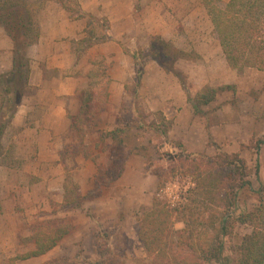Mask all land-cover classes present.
<instances>
[{"label": "rangeland", "instance_id": "rangeland-1", "mask_svg": "<svg viewBox=\"0 0 264 264\" xmlns=\"http://www.w3.org/2000/svg\"><path fill=\"white\" fill-rule=\"evenodd\" d=\"M28 1L39 6L41 11L47 2ZM207 1L224 8L229 0ZM205 2L206 0H149L148 6L152 14L145 17L146 28L143 33L140 34L139 30V32L137 30L129 32V40L124 42L127 47L121 42H116V46L121 48L120 56L111 54L106 57L112 80L116 82L114 88H121L120 84L125 83L122 79L128 76L133 77V81L125 85H130L131 90L137 82L136 73L139 63L135 62L130 52L138 53L139 62L144 57L145 73L137 102L139 107H143L140 114L144 121L147 124L154 121L158 127V129L144 130L131 127L128 131L125 137L127 146H144L148 148L147 155H132L128 173L123 180L120 178L115 181L116 183L114 182L106 197L102 195V198H94V181L92 190L81 195L77 180L83 177L76 176L79 166L74 160L83 154L72 157V153L79 150L78 146H74L78 143V134L65 132L60 138H65L64 141L67 142L58 147V161H51L50 164H61L62 167H59L60 174L48 175L49 178L37 174V171H45L44 163L34 162L36 166L34 168L30 164L31 161L24 160V158H35L37 152L35 153L34 149L27 152L29 149L25 146L23 135L16 136L13 131L5 135L3 148L0 150V167H3L0 173V204H5L7 216H4L5 214L0 216V264H41L43 260L62 258L68 262L60 261L59 264H70L76 256L84 259H76L72 264H89L100 258L99 251L105 250H110V257L116 264L149 263L152 259L147 256L138 235L139 220L157 200L167 204L168 201L175 200L173 204L179 203L181 207L185 204L191 205L194 212L195 208H198L196 213L186 216L191 225L190 232H193L197 251H200L199 245L205 248L211 247L215 232L211 229L210 223L220 221L226 210L224 205L230 191L221 189L214 194L212 200L208 201L199 195L189 196L188 190H191L196 183L195 173L186 167L181 168V162H168L165 157V154L181 153L172 142L183 143L184 152L187 154H206L214 157L217 151L209 145L210 128L215 134L213 140L222 151L227 154H240L251 169L250 180L253 190L242 191L235 204L229 209L231 216L253 211L264 204V189L261 190L264 187V146L261 147L259 155L255 150L247 147L252 139L264 140V72L255 68L234 70L229 67L214 32ZM142 5L143 3L139 1L136 6L139 13L142 11ZM157 5L161 8L160 16L157 15ZM96 20L94 37L95 40H99L98 44H102L107 42L103 39H108L110 27L106 18ZM0 31L3 55L10 40L1 27ZM154 36H161L171 42L177 50L190 56L180 59L176 66L185 76L187 91L178 77L166 73L158 63L147 56ZM228 86L234 89L219 92L212 103L203 107L202 115H194L189 98L195 97L206 87L218 89ZM36 90V86L30 85L29 94L33 95ZM121 100L118 97L116 101H112V108L101 126L103 132L112 131L126 123L136 124L138 117L133 110L132 96L126 94ZM114 115L117 116L116 122ZM167 123L170 125L168 140L162 133ZM98 128L86 130L83 135L84 146L97 156L96 168L102 166L115 175L119 169L118 162L127 150L116 148L111 140L101 144L96 150L94 147L100 136ZM21 131L19 133H22ZM70 144H73V148L68 152ZM242 146L246 147L242 148ZM102 148H105V151H101ZM256 166H259L258 174ZM6 167L18 172H14L13 177L10 178ZM32 167L35 171H32ZM26 169L34 174L29 175ZM155 172L165 174L161 181L162 187H159L160 182ZM9 179L17 184V187L14 191L10 189V193L7 194ZM45 180L48 183H42ZM168 185L171 189L164 193ZM75 187L79 188L81 197H88L86 202L82 203L86 204V208L82 209L81 206L80 209H71L65 206V199L74 200L76 203L81 201V197L78 199L76 195L78 192ZM14 209L15 213H13ZM65 216L72 219L75 231L59 247L36 261L12 262L15 257L30 252L33 244L30 243L29 238L37 221ZM177 217L183 218V215L174 213L173 219ZM174 228L183 230L185 225L175 223ZM251 232L250 225H235L232 234L224 240L226 254L233 256V251L238 250L244 237ZM102 233L112 234L109 242ZM97 235H100L98 239ZM205 264L217 263L212 261Z\"/></svg>", "mask_w": 264, "mask_h": 264}, {"label": "trees", "instance_id": "trees-1", "mask_svg": "<svg viewBox=\"0 0 264 264\" xmlns=\"http://www.w3.org/2000/svg\"><path fill=\"white\" fill-rule=\"evenodd\" d=\"M44 1L58 3L63 10L70 14L73 20H88L87 36L76 44V53L79 57L99 43V40H95L94 37L96 33L94 25L97 20L94 16L83 12L80 0ZM205 4L229 67L234 70L255 68L264 72V0H229L224 8H220L207 0ZM40 11L39 6L28 0H0V27L11 42L13 65L12 71L7 74L2 73L0 67V150L3 148L2 139L5 132L17 114L22 99L31 92L29 85L31 64L27 50L40 38L38 23ZM109 39L108 35V39L104 38L103 40L108 41ZM130 54L135 62L139 63V69L136 73L137 82L133 90H131L130 85H125L124 90L133 98V110L138 120L136 124L126 123L112 131L98 130L100 136L94 147L96 150L101 144L111 140L116 148L127 150V153L118 162L119 169L115 175L102 166L97 167V174L94 177V198L101 197L103 189L109 188L123 176L125 165L130 156L147 155L148 148L144 146H127L125 137L131 127L136 130L158 129L156 122L152 121L147 124L144 121L140 114L143 107H139L137 102L145 73L144 57L139 62L137 52H130ZM147 56L158 63L166 73H172L178 77L185 90H188L187 84H185V76L176 66L180 59L190 56L181 50H177L171 42L166 41L161 36L152 37ZM89 64L88 85L80 93L79 109L76 114L68 113L67 115L70 121V130L79 136L78 143L74 144V146H78L79 150L72 153V157L75 158L76 155L83 154L85 159L95 163L97 156L84 146L83 135L86 130L97 129L101 123L102 115L109 104L113 80L105 56H95L90 59ZM232 89L234 88L231 86L218 89L206 87L195 97L189 98L194 109V115H202L204 113L203 107L212 103L219 92ZM160 115L162 116V114ZM165 126L166 128L162 133L168 140L170 125L167 123ZM208 136L209 145L217 151V155L214 157L206 154H187L184 152L185 146L181 142H172L181 152L180 154H165V157L168 162H181V168L186 167L195 173L196 183L191 190H188L189 196L191 194L199 195L208 201L212 200L214 194L221 189L230 191L229 198L224 205L226 210L220 221L210 223L211 229L215 232L213 245L208 248L199 245L200 251L196 250L197 243H194V235L193 232H190L191 225L186 216L196 213L198 208H195V212L191 205L186 204L183 207L172 208L170 204L157 200L153 207L145 211L139 220V239L144 245L147 256L152 259L151 262H144L143 264H205L212 261L217 264H264V204L253 211L235 214L234 217L229 212L242 191L253 190V184L250 180L251 169L240 154L223 152L213 140L211 133ZM263 146V139H252L247 147L252 148L259 155ZM68 147V152H71L70 149L73 148V144ZM245 147L242 146V148ZM101 151H105V148H102ZM256 169L258 174L259 166H256ZM154 174L159 179V187H162L161 181L165 174L160 172ZM75 189L79 193L76 194L79 199L81 197L79 188L75 187ZM263 189L264 187L261 188V190ZM87 199L88 197L82 196L81 201L77 203L74 200L67 199L66 201L65 199V206L71 209H80L82 203ZM174 213L183 215V218L173 219ZM175 223H183L185 229L176 230L174 228ZM237 224L250 225L252 232L244 237L238 250L233 251V256H228L224 240L232 234L233 228ZM74 231L75 225L68 216L37 221L29 238L30 243L34 245V250L15 257L12 262L42 257L59 247ZM99 236L97 235V239ZM102 236L109 242L112 234L102 233ZM109 252L110 250L99 251L100 258L94 262H89V264H116L111 259ZM79 258L84 259L81 256H76L73 262ZM60 261L68 262L62 258L52 259L43 264H59Z\"/></svg>", "mask_w": 264, "mask_h": 264}, {"label": "crops", "instance_id": "crops-1", "mask_svg": "<svg viewBox=\"0 0 264 264\" xmlns=\"http://www.w3.org/2000/svg\"><path fill=\"white\" fill-rule=\"evenodd\" d=\"M139 1L143 3L140 13L136 9ZM148 4L149 0H80L83 12L94 16L96 19H107L110 27L108 31L110 39L102 44L94 45L79 57L76 53V44L87 36L85 34L88 20H73L70 14L63 10L58 3L52 1L45 3L39 15L40 38L37 43L31 45L27 50L31 64L29 84L36 86L37 90L33 95L29 94L22 99L17 114L5 132V135L9 131L15 132V135L19 137L23 135L25 146L29 149L27 152L33 149L35 153L37 152L35 158H24V160L27 162L31 161L32 163L30 164L34 168L36 167L34 162H39V164L44 163L46 166L45 171H37L38 175H46V178H49L48 175L60 174L59 167H62L61 164H50V162L58 161V147L67 142L64 141L65 138L60 139L64 136L63 134L65 132L72 133L67 114H76L79 109L80 93L88 85L87 73L90 69V59L98 55L107 57L115 54L120 56V53H122L121 48L119 49L116 46V42L124 44L125 40H129V32L131 31L139 30L140 34L143 33V30L146 28L144 24L146 21L145 17L152 14L150 13ZM158 5L156 10L157 15L160 16L162 12ZM158 33L160 32L158 31ZM1 35L2 32L0 31ZM124 46L126 45L124 44ZM11 50L12 46L10 42L6 47V52L2 55L3 48L0 45V67L1 72L4 74L10 73L13 68ZM84 69L86 70L85 72ZM122 80L125 83L120 84L121 88H114L116 82L114 80L112 82L111 102H109L107 110L102 115L98 128L101 131V126L105 122V116L112 108V101H116L118 97L123 100L126 95L124 86L125 84L131 83L133 77L125 76ZM162 110L164 109L162 108ZM116 118L117 116L114 115V122L117 121ZM20 131L22 133H19ZM210 133L215 138V134L211 128ZM5 135L2 143H4ZM132 158L133 156L129 157L121 180L128 173ZM74 161L79 166L76 176L78 178L83 177V179L80 178L77 180L81 195L87 194L93 188L97 168L95 167V163L85 159L81 155L77 156ZM34 168L32 167V171H35ZM2 169L3 167H0V173ZM5 169L7 174H10V178L17 171L11 167H6ZM26 172H28L27 169ZM28 173L29 175L34 174V172ZM7 183V189H9L7 194H9L10 189L14 191L17 184H14L10 179ZM42 183L48 182L45 180ZM112 185L109 188L103 189V197H106ZM13 198L15 199V196ZM0 205V216L2 214L7 216L5 204L2 203ZM83 208H86V204H82ZM13 213H15V209ZM33 250L34 245L30 251ZM42 257L29 260L36 261L40 258L42 259ZM45 261L43 260L41 264Z\"/></svg>", "mask_w": 264, "mask_h": 264}, {"label": "built area", "instance_id": "built-area-1", "mask_svg": "<svg viewBox=\"0 0 264 264\" xmlns=\"http://www.w3.org/2000/svg\"><path fill=\"white\" fill-rule=\"evenodd\" d=\"M195 186V184L193 185V187ZM171 189V186H166L164 193H167L169 190ZM175 202V200H173ZM174 202L168 201V204L171 205L172 208H176L178 206H181V204L177 203V204H173Z\"/></svg>", "mask_w": 264, "mask_h": 264}]
</instances>
